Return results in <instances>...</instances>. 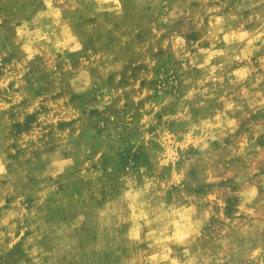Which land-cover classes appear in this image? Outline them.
<instances>
[{
  "label": "rangeland",
  "instance_id": "rangeland-1",
  "mask_svg": "<svg viewBox=\"0 0 264 264\" xmlns=\"http://www.w3.org/2000/svg\"><path fill=\"white\" fill-rule=\"evenodd\" d=\"M0 264H264V0H0Z\"/></svg>",
  "mask_w": 264,
  "mask_h": 264
}]
</instances>
